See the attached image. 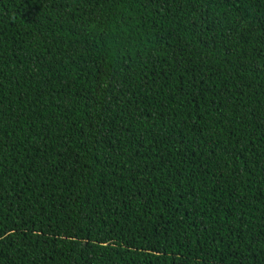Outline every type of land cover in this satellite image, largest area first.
<instances>
[{"label":"trees","instance_id":"obj_1","mask_svg":"<svg viewBox=\"0 0 264 264\" xmlns=\"http://www.w3.org/2000/svg\"><path fill=\"white\" fill-rule=\"evenodd\" d=\"M0 264H264V0H0Z\"/></svg>","mask_w":264,"mask_h":264}]
</instances>
